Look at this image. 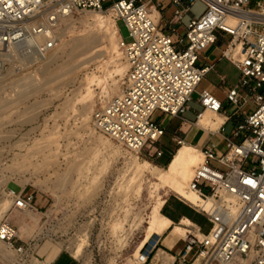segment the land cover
<instances>
[{
    "label": "rangeland",
    "instance_id": "obj_1",
    "mask_svg": "<svg viewBox=\"0 0 264 264\" xmlns=\"http://www.w3.org/2000/svg\"><path fill=\"white\" fill-rule=\"evenodd\" d=\"M153 1L169 7L161 26L168 30L164 22L174 12L170 0ZM206 9L204 2H196L176 25L175 37L184 36L191 19ZM55 31L57 46L45 55L24 44L11 48L0 75V224L8 222L16 229L15 247L0 243V264H146L143 256L148 260L160 247V242L149 246L151 240L164 234H156L150 225L156 216H171L177 226L193 230L188 235L199 234L194 226L179 223L188 212L202 226L201 233L207 232L211 224L206 216L175 191L178 179L162 177L180 149L174 140L180 137L178 119L166 122L159 112L154 115L167 124L158 144L164 151L161 157L129 151L93 125V112L125 86L128 66L119 47L120 34L130 41L125 21L117 20L107 6L75 11ZM87 44L96 46L87 52ZM203 79L183 115L187 119L196 118L201 109L199 92L217 82L212 73ZM28 85L31 92L20 94ZM254 107L248 101L241 110ZM13 191L33 194L34 208H16ZM77 244L84 248L79 258L71 254ZM187 260L217 264L197 248Z\"/></svg>",
    "mask_w": 264,
    "mask_h": 264
},
{
    "label": "built area",
    "instance_id": "obj_2",
    "mask_svg": "<svg viewBox=\"0 0 264 264\" xmlns=\"http://www.w3.org/2000/svg\"><path fill=\"white\" fill-rule=\"evenodd\" d=\"M198 1L207 5L206 11L192 18L185 35L175 39L176 25ZM107 2L0 0V75L10 47L24 44L45 55L57 46L55 29L62 17L110 6L115 18L124 20L129 30L130 41L119 32V47L128 71L123 90L93 112V125L129 151L161 157L164 151L158 144L166 128L154 115L159 112L178 117L189 108L199 83L211 69L198 65L199 49L225 38L223 54L241 72L239 81L227 92V100L234 105L253 101L255 108L232 136H224L225 151L211 147L201 151L204 160L188 185L199 203L189 202L206 216L211 227L200 237L188 235L180 264H191L187 256L194 248L217 264H264V0H170L174 12L166 22L168 30L162 29L159 18L154 17L156 11L162 18V1ZM44 33L45 42L37 43L36 36ZM199 102L204 111L198 113V119L207 111H224L223 102L207 89L199 92ZM238 138L240 141L235 140ZM174 140L180 146L184 144L181 137ZM13 194L16 208H34L33 194ZM15 237L12 224H0V241L15 247ZM159 241L153 238L149 246L156 247Z\"/></svg>",
    "mask_w": 264,
    "mask_h": 264
},
{
    "label": "crops",
    "instance_id": "obj_3",
    "mask_svg": "<svg viewBox=\"0 0 264 264\" xmlns=\"http://www.w3.org/2000/svg\"><path fill=\"white\" fill-rule=\"evenodd\" d=\"M168 9L169 7H164L163 5L161 11H163V13L166 15ZM156 17L159 18L160 25L162 26L164 18H161L158 13H156ZM167 21L168 20L164 22L165 25ZM175 34L174 38L177 39L175 37ZM226 47L227 40L221 37L216 44L211 45L207 48L199 49L200 58L198 61V65L200 67H211V69L207 73H212L217 82H210V84L208 86H205L204 89L209 90L213 95H215L223 102V113H216L217 115H214L212 113L205 112L202 117L198 119V113L204 111V108L199 100L197 102L199 103L201 109L197 111L196 118L194 119H187L183 117V115L190 109V105L189 108L178 117H172L160 113L161 116H164L166 122L169 118L178 119L179 123L177 125L176 132H180L179 134L180 137L184 139V144L194 146L201 151L205 147L214 148L218 152L225 151L226 141L224 140V136H232L238 124L244 120L247 113L255 108L254 107L242 111L241 109L244 105L243 101H241L239 105H234L227 100V92L239 81L241 72L226 56H224L223 51ZM236 70L238 71V74H236ZM203 80L204 79H202L199 84H201ZM241 94L242 96L245 95V91H243ZM207 115L212 116V121L217 123L216 128L212 129L203 126L201 120ZM156 118L158 119V117ZM159 121L165 128L167 127V124L165 122L161 120ZM222 127H224L223 131ZM235 140L240 141V138ZM183 214L184 215L179 222L180 224L182 223L184 225H187L186 223H184V220H189L194 224L193 226L196 228L198 233H201V231H203L202 226L198 224L194 220V218H192V216L188 215V212H184ZM165 218L171 220V224L169 226L170 228L168 227L167 229H165V231L163 232L164 234L160 237V247L156 251H154V253H152L151 257H149L148 260L144 261L146 262V264H176L177 262H180L181 253L183 252L187 244L188 233L190 231L193 232V230L188 228H183L184 231H180L177 229L178 226L173 217L167 216ZM60 257L61 255H59L57 259L55 258L56 262Z\"/></svg>",
    "mask_w": 264,
    "mask_h": 264
},
{
    "label": "bare ground",
    "instance_id": "obj_4",
    "mask_svg": "<svg viewBox=\"0 0 264 264\" xmlns=\"http://www.w3.org/2000/svg\"><path fill=\"white\" fill-rule=\"evenodd\" d=\"M156 11H154V17H156ZM73 14L74 12L70 13L69 15L67 16H64L62 17L63 20H70L72 17H73ZM47 35L44 33V34H40L38 36H36V42L37 43H40V42H43L47 37ZM94 38V37H93ZM38 39V40H37ZM81 44V43H80ZM96 46V45H95ZM94 45H90V44H87L86 45V48L85 50L87 52L91 51V49L93 47H95ZM15 47L12 46L9 48V50L11 48ZM16 49V48H14ZM9 50L6 52L5 54V58L6 60H9ZM13 52H16L15 50ZM57 52V51H55ZM16 55V53H15ZM13 56V55H12ZM11 56V57H12ZM57 55H53V58L51 56L52 59H56ZM50 58V57H49ZM48 58V59H49ZM14 58H12L11 60H13ZM51 60V59H50ZM78 65L76 66H72L69 70V72H72L73 70H75L77 68ZM28 77V76H27ZM30 77V76H29ZM28 77V78H29ZM25 79V78H24ZM19 80V79H18ZM23 80V78H22ZM27 80V79H26ZM17 81V80H16ZM21 81V79H20ZM31 83V87L33 88L34 86H36V83L34 84L35 79L33 78L32 80H30ZM20 82L18 83H15L16 85H18ZM22 84H24L25 82H21ZM28 84V83H27ZM19 87L21 85H18ZM23 86V85H22ZM31 87L29 88V85L27 88H24L23 90H19L20 91V94H28L31 92ZM29 88V89H28ZM18 89H22L21 88H18ZM18 91V92H19ZM3 108V107H2ZM208 112V111H207ZM210 113V112H208ZM214 115H217V114H214ZM201 123L203 124L204 127L206 128H216L217 127V123L213 122L212 121V118L208 117V116H205L202 120H201ZM201 150L197 149L196 147L194 146H191V145H187V144H184L180 147V149L178 150L177 154H175L174 158L171 160V162L169 163L168 165V168L166 169V173H163L162 174V177L163 178H166L168 176H172L173 178L175 179H178V185L175 186V191H177V193L182 196L183 198H185L186 200L190 201L191 203H199V198L197 196V194L193 191H190V190H187V187L185 186L184 187V184H188L191 180V178L193 177V174H194V170L196 167H198L204 160V158L201 157V154H200ZM202 153V152H201ZM27 210V209H25ZM156 212V211H155ZM1 213V211H0ZM155 214V213H154ZM2 217V215H0V218ZM184 223H186L187 225H190V226H193L194 224L189 221V220H184ZM171 224V220L165 218V217H158L156 216L153 220H152V223L150 224L151 227L154 229V230H157L158 232L157 233H163L165 231V229H167ZM170 228V227H169ZM177 229H181L183 230V228L179 227ZM151 230V228H150ZM154 232V231H153ZM150 236V235H149ZM199 236H202L201 233H199ZM0 243H3L0 241ZM54 248V247H53ZM83 246L82 244H77L75 245V247H72L71 248V254L75 257V258H79L80 256H82L83 254ZM55 253V252H54ZM143 258L145 259V256H143Z\"/></svg>",
    "mask_w": 264,
    "mask_h": 264
},
{
    "label": "trees",
    "instance_id": "obj_5",
    "mask_svg": "<svg viewBox=\"0 0 264 264\" xmlns=\"http://www.w3.org/2000/svg\"><path fill=\"white\" fill-rule=\"evenodd\" d=\"M171 159H172V158H170V160L168 161V163L171 161ZM151 255H152V253L150 254V256H149V257H151Z\"/></svg>",
    "mask_w": 264,
    "mask_h": 264
}]
</instances>
